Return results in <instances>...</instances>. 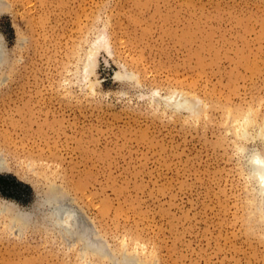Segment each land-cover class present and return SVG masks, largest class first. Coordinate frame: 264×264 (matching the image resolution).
Wrapping results in <instances>:
<instances>
[{
	"label": "rangeland",
	"instance_id": "1",
	"mask_svg": "<svg viewBox=\"0 0 264 264\" xmlns=\"http://www.w3.org/2000/svg\"><path fill=\"white\" fill-rule=\"evenodd\" d=\"M0 8V264H264L247 164L264 154V0ZM54 192L113 257L41 216Z\"/></svg>",
	"mask_w": 264,
	"mask_h": 264
},
{
	"label": "bare ground",
	"instance_id": "2",
	"mask_svg": "<svg viewBox=\"0 0 264 264\" xmlns=\"http://www.w3.org/2000/svg\"><path fill=\"white\" fill-rule=\"evenodd\" d=\"M98 37H99V35H98ZM2 57H3V46H2V41L0 40V60L2 59ZM91 61L92 60L90 59V56L86 57V61H85L86 66L88 64H91ZM85 69H88V68H85ZM84 71H82V72H84ZM116 73L119 77H130L132 75L130 72L129 73L131 75L129 73H127V71L123 72V73L121 71H120V73H118L116 71ZM194 100L196 101V99H194ZM165 101L168 105H171L175 108H184V109H193V106L195 104L188 97H184V96H182L181 98L175 97L174 99L172 98V96H169ZM239 120H241V119H239ZM247 120L248 119L245 118V121H247ZM248 122H246V123L247 124L251 123V122H249V123ZM257 133H258V135L264 137V127H262ZM242 134H244V135L247 134L245 129L242 130ZM247 164H248L250 176L257 182V189L261 195L260 204L264 205V154L257 149L248 152ZM255 194H257V193H255ZM37 207L40 208L41 216L43 218H48L49 221H52L56 226H58L61 229L60 232L63 230L64 232H66L72 236H77V237H80L81 239H83L84 247L87 250L97 251V252L103 253L105 255L110 256V258L114 254L113 253L111 255L112 252L110 253V251L106 247L105 243H103V241L95 239L97 237L94 236L95 237L94 238L90 234L91 233L90 228H88V227H86V225H84V223L81 219V216L78 214L76 208L72 205V203H70L63 196L57 195L56 193L55 194H47L45 196H42L38 202ZM14 213H15V215H14L15 219L18 221H21L23 223L30 221L31 214H32V213H27V212H21L20 210H16V212H14ZM120 262L123 264H137V263H135V261L132 257L126 256V255L121 257Z\"/></svg>",
	"mask_w": 264,
	"mask_h": 264
}]
</instances>
